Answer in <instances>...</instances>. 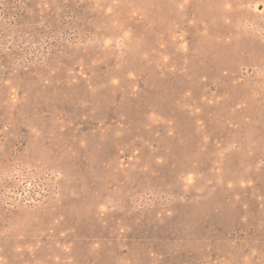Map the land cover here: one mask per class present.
<instances>
[{
  "label": "rangeland",
  "instance_id": "374dc122",
  "mask_svg": "<svg viewBox=\"0 0 264 264\" xmlns=\"http://www.w3.org/2000/svg\"><path fill=\"white\" fill-rule=\"evenodd\" d=\"M0 264H264V0H0Z\"/></svg>",
  "mask_w": 264,
  "mask_h": 264
}]
</instances>
